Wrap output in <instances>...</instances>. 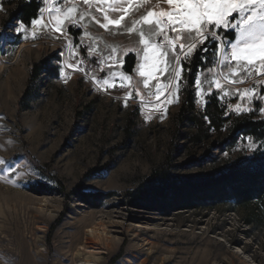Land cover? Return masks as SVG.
Here are the masks:
<instances>
[{
    "label": "rangeland",
    "instance_id": "obj_1",
    "mask_svg": "<svg viewBox=\"0 0 264 264\" xmlns=\"http://www.w3.org/2000/svg\"><path fill=\"white\" fill-rule=\"evenodd\" d=\"M9 1L0 0V158L7 162L0 165V264H264V228L247 226L228 205L170 214L130 205L129 195L167 161L173 177L201 178L219 164L253 154L259 146L255 141V149L249 148V141L241 137L235 144L210 150L207 143L197 145L183 135L194 131L176 120L187 84L184 63L177 102L168 104L162 97L159 109L149 105L141 111L138 99H131L125 107L123 90H101L91 76L107 75V66L113 63L107 57L113 55L117 65L113 71L140 81L133 71L136 58L128 71L123 54L125 48L141 47L135 36L110 35L87 18L80 27L68 26L62 33L51 25H31L18 33ZM47 8L43 3L42 9ZM95 15L102 19L99 12ZM41 18L49 21L47 10L40 12L37 19ZM221 31H233L235 39L234 30ZM69 40L80 46L75 49L79 56ZM213 43L207 44L206 58L200 52L197 73L202 81L213 79L208 68L227 72L213 63ZM112 46L117 47L115 54ZM79 58L84 59L87 76L67 67ZM97 58L104 61V72ZM36 64L47 66L48 73L33 76ZM257 78L249 77L238 87H255ZM140 87L147 97L142 83ZM208 87L204 83L197 96L193 86L194 103L201 112L217 93L227 107H251L258 119H264L258 111L264 100L243 99L232 94L231 87L225 89L230 95L223 96L214 85L212 92ZM226 133L210 131L217 144ZM28 152L40 165L49 166L51 176L64 184L65 194H59L54 179L27 159ZM81 182L88 192L106 195L99 207L72 195ZM42 184L46 190L39 192Z\"/></svg>",
    "mask_w": 264,
    "mask_h": 264
},
{
    "label": "snow or ice",
    "instance_id": "obj_2",
    "mask_svg": "<svg viewBox=\"0 0 264 264\" xmlns=\"http://www.w3.org/2000/svg\"><path fill=\"white\" fill-rule=\"evenodd\" d=\"M43 3L48 8L41 9V13L47 10L50 19L46 23L42 18L32 19L30 23L33 26L48 28L51 25L54 32L62 33L68 26L80 27V22L87 18L100 29L107 30L110 35L135 36L141 47L125 48L123 54H135L136 67L133 71L138 73L140 81H134L133 76L127 72L113 71L117 66L113 55L107 57V60L113 61L107 66V75L97 76L93 72L91 76L92 82L101 86V90H123L125 107L131 99H138L141 111L149 105L153 109H159L162 97L168 104L177 102L183 62L194 58L199 52L205 53L202 59L206 58L209 42H216L212 47L213 63L223 66L227 72H214L213 68H208L213 79L203 81L201 73H197L196 95H202V85L208 83V92L213 91L214 85L223 96H228L230 91L225 89L231 87L234 89L232 94L243 99L264 100V0H43ZM81 5L87 7L81 8ZM97 12L102 19L95 15ZM84 27L87 28V25ZM224 29L234 30L235 39H230L227 32L222 33L221 30ZM14 31H26L23 21L15 23ZM85 35L89 33L85 31ZM0 38H3L2 33ZM68 45L74 55L79 56L75 49L80 46L72 40L68 41ZM87 52L89 56L93 55L91 45L87 47ZM111 52L115 54L117 47L112 46ZM217 56L219 59H215ZM96 62L100 65V71L104 72V61L97 58ZM83 65L84 59L79 58L67 67L87 76L88 71ZM122 65L123 61L119 66ZM60 72L64 73V67H60ZM254 75L259 77L255 80V87H238L247 83L248 78ZM117 79L119 83L116 82ZM141 83L147 91V97L141 90ZM228 107L236 114L253 111L251 107L245 108L241 104ZM258 111L264 113V107ZM145 119H151V116H146ZM245 139L249 141L248 147L255 149L254 138L248 136ZM261 144L264 145V141ZM0 165H7V162L0 158ZM9 170L6 166L5 171Z\"/></svg>",
    "mask_w": 264,
    "mask_h": 264
},
{
    "label": "trees",
    "instance_id": "obj_3",
    "mask_svg": "<svg viewBox=\"0 0 264 264\" xmlns=\"http://www.w3.org/2000/svg\"><path fill=\"white\" fill-rule=\"evenodd\" d=\"M9 2L13 4L10 11L11 20L23 21L26 27L32 25L30 23L32 19L39 17L43 7L42 0H10ZM227 33L233 40V31ZM200 55L199 52L190 62H183L187 84L176 120L181 125L188 124L194 128L192 134L185 132L183 135L197 145H209L210 150L215 146L222 149L228 142L235 144L239 138L251 136L256 142H259L257 148L259 150L251 155L219 164L201 178L180 179L173 177L167 161L165 165L155 169L152 175L129 195L131 197L130 205L162 211L164 214L188 209L213 211L221 205H228L231 212L243 216V222L247 226L264 228V145L261 144V141H264V119H258L254 112L241 116L236 115L219 99L217 93H213L208 98L204 113L198 110L194 103L193 86L198 66L202 64ZM134 59V54L127 55L128 71L131 70ZM188 69L191 71L189 72ZM43 70L48 73L49 69L47 66L41 68L39 64H36L32 74L39 76ZM224 129L227 133L224 135L222 143H215L210 131L221 133ZM26 154L27 159L36 166L39 172L52 180L54 179L59 194H65L64 184L51 176L49 166L40 165L29 152ZM83 183H79L72 195L91 207H99L106 195L101 192H88ZM41 187L44 190H38L39 192L46 190L45 185L42 184Z\"/></svg>",
    "mask_w": 264,
    "mask_h": 264
},
{
    "label": "bare ground",
    "instance_id": "obj_4",
    "mask_svg": "<svg viewBox=\"0 0 264 264\" xmlns=\"http://www.w3.org/2000/svg\"><path fill=\"white\" fill-rule=\"evenodd\" d=\"M0 64H2V59L0 60Z\"/></svg>",
    "mask_w": 264,
    "mask_h": 264
}]
</instances>
